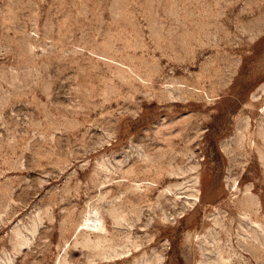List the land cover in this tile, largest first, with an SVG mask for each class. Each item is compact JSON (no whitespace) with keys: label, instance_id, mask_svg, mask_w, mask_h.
I'll return each mask as SVG.
<instances>
[{"label":"rangeland","instance_id":"374dc122","mask_svg":"<svg viewBox=\"0 0 264 264\" xmlns=\"http://www.w3.org/2000/svg\"><path fill=\"white\" fill-rule=\"evenodd\" d=\"M0 264H264V0H0Z\"/></svg>","mask_w":264,"mask_h":264}]
</instances>
